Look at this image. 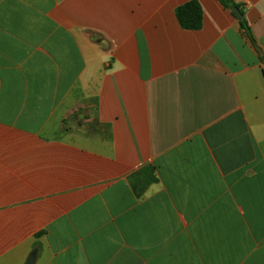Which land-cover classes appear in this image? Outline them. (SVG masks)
<instances>
[{"label":"crops","instance_id":"obj_1","mask_svg":"<svg viewBox=\"0 0 264 264\" xmlns=\"http://www.w3.org/2000/svg\"><path fill=\"white\" fill-rule=\"evenodd\" d=\"M188 1L0 0V264H264V0Z\"/></svg>","mask_w":264,"mask_h":264},{"label":"trees","instance_id":"obj_2","mask_svg":"<svg viewBox=\"0 0 264 264\" xmlns=\"http://www.w3.org/2000/svg\"><path fill=\"white\" fill-rule=\"evenodd\" d=\"M224 8L232 9L238 8L234 5L231 0H217ZM175 17L178 24L182 29L185 30H198L202 24V10L196 0H190L175 9ZM240 26L244 30L245 35L250 39L254 44L253 39L251 38L249 28L246 25L243 19H240ZM139 175H135L131 178V184L134 192L137 196H140L142 192L146 189V186L155 181V177L152 172L145 174L144 179H137Z\"/></svg>","mask_w":264,"mask_h":264},{"label":"water","instance_id":"obj_3","mask_svg":"<svg viewBox=\"0 0 264 264\" xmlns=\"http://www.w3.org/2000/svg\"><path fill=\"white\" fill-rule=\"evenodd\" d=\"M233 14L235 17H237L238 19H241V14L239 13V11L237 10V8H233L232 10ZM262 61L264 63V56L262 57ZM35 258H36V252L32 251L26 258L24 264H34L35 262Z\"/></svg>","mask_w":264,"mask_h":264}]
</instances>
